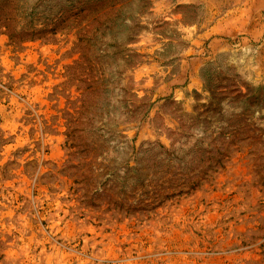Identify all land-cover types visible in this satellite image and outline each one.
I'll use <instances>...</instances> for the list:
<instances>
[{
	"label": "rangeland",
	"instance_id": "374dc122",
	"mask_svg": "<svg viewBox=\"0 0 264 264\" xmlns=\"http://www.w3.org/2000/svg\"><path fill=\"white\" fill-rule=\"evenodd\" d=\"M0 264H264V0H0Z\"/></svg>",
	"mask_w": 264,
	"mask_h": 264
}]
</instances>
